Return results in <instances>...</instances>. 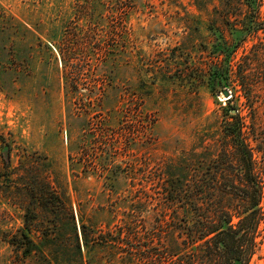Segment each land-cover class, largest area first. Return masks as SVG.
<instances>
[{"label":"rangeland","instance_id":"1","mask_svg":"<svg viewBox=\"0 0 264 264\" xmlns=\"http://www.w3.org/2000/svg\"><path fill=\"white\" fill-rule=\"evenodd\" d=\"M247 17L263 22L264 0H0V264H222L202 233L237 228L244 204L202 190L240 187L232 115L252 148L264 134V36L239 41ZM259 208L235 264H264Z\"/></svg>","mask_w":264,"mask_h":264},{"label":"trees","instance_id":"2","mask_svg":"<svg viewBox=\"0 0 264 264\" xmlns=\"http://www.w3.org/2000/svg\"><path fill=\"white\" fill-rule=\"evenodd\" d=\"M246 5L250 11L254 9V2H247ZM239 33L241 34V38L239 39V41L258 33H262L264 36V21L259 22L258 20L247 17L243 20ZM235 48L236 46L230 47L225 45L224 49H229V52L225 53L223 68L219 70L217 74H215L218 80H213L214 85H212L214 89L218 88L220 90L222 88L225 78L228 75L229 58L230 55L235 51ZM257 48L264 51V44L258 43ZM251 69V64L247 63L244 67L241 66L239 72L241 88L245 93L250 94L247 95V100L250 101V103L251 101H254L252 99L256 97L252 93L254 92L257 83L256 80L250 78V75L248 74ZM261 73L263 74L264 78V72ZM263 81L264 80H262V82ZM231 117L234 119V123L229 126L226 134L230 136L234 141L233 146L235 155L237 156V161L240 166V187L237 189L235 188V190H202L207 191L208 195L210 196L219 191L221 194H237L244 204V211L238 222L237 228L231 227L229 225L230 218L228 216H224L221 219L218 218V221L215 224H210L209 228L202 233L204 237L209 236V239L215 242V251L219 253L222 264H235L236 262L243 263L247 254L250 253L249 250L251 247L252 234L262 220V212L259 208L260 201L264 199V134H259L258 130L253 127L254 132H252V135L254 139L258 141V144H256V146L252 148L248 142L247 136H245V129L247 128L241 122L239 116L237 114H234ZM254 152L256 153V155L258 154L257 157H255ZM184 167H186L185 164ZM211 176L212 178H210V180L212 181L211 185L213 186L219 183L222 184V182H224V178L220 180L221 177H218L217 175ZM184 183L185 181L181 176L170 178L169 190L171 194H173L174 191L180 192L181 190H184L185 187H187ZM190 193H192L191 190ZM200 193V190H196L195 195L199 196ZM191 197L192 196H188L186 198V200H189V204L192 203ZM204 200L207 204L208 201H210L209 203L213 201L209 197H207L206 199L204 198ZM70 213L73 218L72 211ZM56 229L57 227H55V230ZM82 229H85V227L82 226ZM27 230L29 231V229ZM23 235L25 239V242L23 243V255L28 257V255L33 252L35 245L26 234ZM52 235L53 234L51 232L43 234L44 239L48 241L51 240ZM74 236L76 247L78 248L79 238L76 230ZM84 238L85 242H87V236L85 233ZM6 241L11 246L15 245L11 239ZM248 242L249 248L247 246ZM242 245H245V251L243 250Z\"/></svg>","mask_w":264,"mask_h":264},{"label":"water","instance_id":"3","mask_svg":"<svg viewBox=\"0 0 264 264\" xmlns=\"http://www.w3.org/2000/svg\"><path fill=\"white\" fill-rule=\"evenodd\" d=\"M221 94L224 98H226L227 100L230 99V93L227 90H223L221 91ZM235 112V111H233Z\"/></svg>","mask_w":264,"mask_h":264}]
</instances>
